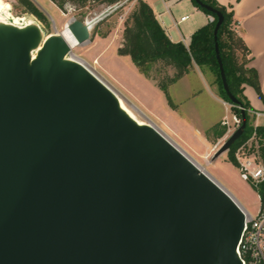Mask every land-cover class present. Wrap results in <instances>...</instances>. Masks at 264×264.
Listing matches in <instances>:
<instances>
[{
    "label": "water",
    "instance_id": "1",
    "mask_svg": "<svg viewBox=\"0 0 264 264\" xmlns=\"http://www.w3.org/2000/svg\"><path fill=\"white\" fill-rule=\"evenodd\" d=\"M194 1L216 16L221 84L241 114L215 158L246 118L219 56L222 14ZM2 21L0 264H241L245 214L232 196L156 128L129 117L105 83L67 57L66 37ZM89 27L66 24L79 44Z\"/></svg>",
    "mask_w": 264,
    "mask_h": 264
},
{
    "label": "rangeland",
    "instance_id": "2",
    "mask_svg": "<svg viewBox=\"0 0 264 264\" xmlns=\"http://www.w3.org/2000/svg\"><path fill=\"white\" fill-rule=\"evenodd\" d=\"M4 1L10 4V12L13 16H26L21 24L28 21L38 23L43 30V37L51 33L63 32L65 24L72 19L87 20L108 9L110 12L89 30V38L74 46L67 57L72 56L82 62L121 98L138 119L152 124L226 190L238 205L246 210L249 218L253 217L260 205L258 191L249 182L239 177L235 152L239 150V153L264 163V155L262 154L264 135L253 134L255 119L249 113L252 131L235 146L233 150L235 163L233 164L228 160L227 151L215 158L212 157L214 151L241 122L240 117L237 113H233L232 106L228 102L224 101L228 103L231 115L229 121L224 119L228 124H224L226 131L219 139H215L212 134L207 135L206 132L202 134L191 132L187 127L172 120V113L167 107L175 108V105L170 106L167 103L165 95L157 87V78L167 74L172 75L174 69L157 62L151 65L149 76H146L133 64L128 55H121L117 51L123 42L125 23L135 9L137 0H84L82 2L64 0L61 7L52 0H31L41 14V19L26 10L18 0ZM114 4L121 5L115 10H111ZM0 20L10 22L5 19ZM180 26L182 27V24ZM201 69L217 89L214 74L207 67H201ZM201 80L200 77H196L192 73L186 80L171 86L169 93L173 99L178 100L184 97L188 91V86L193 89L198 88ZM198 99V96L193 98L186 104L185 109L193 114L201 126H208L212 117L214 118L219 110L217 107H211L206 116L201 109V104L197 102ZM220 111L225 113L222 108ZM226 114L229 116V113L226 112ZM234 116L238 121L234 120ZM258 121L264 127V118H258Z\"/></svg>",
    "mask_w": 264,
    "mask_h": 264
},
{
    "label": "trees",
    "instance_id": "3",
    "mask_svg": "<svg viewBox=\"0 0 264 264\" xmlns=\"http://www.w3.org/2000/svg\"><path fill=\"white\" fill-rule=\"evenodd\" d=\"M52 1L59 7L64 2V0ZM79 1L82 2L84 0ZM191 1L204 13L213 16L214 20L208 21L194 30L187 46L182 41H171L157 21L151 7L143 0H137L135 9L125 23L123 42L117 51L121 55H128L133 64L146 76H149L151 65L157 62H161L162 65L174 69L172 75L167 74L161 78H157V87L163 92L170 106L173 103L168 93L169 85L182 77L193 64L199 67H207L214 74V82L217 84L218 95L224 101L231 103L223 90L215 57L213 28L216 16L205 8L200 7L194 0ZM200 1L210 5L222 14V22L218 27L216 35L219 56L229 90L239 100L240 106L244 109L245 113L246 126L244 132L227 150L228 160L234 164L233 150L235 146L252 131V126L249 123L250 114L248 112L250 105L243 94V84L251 85L260 99L264 100V96L259 87L256 71L247 66L249 50L242 37L234 29L235 21L232 10L227 9L225 5L220 4L216 0ZM18 2L30 13L39 19L42 18L31 0H18ZM231 106V109L234 111L233 113H237L241 121L240 108L236 105ZM225 131L226 126L218 122L207 129L206 134H212L215 139H218L223 136ZM256 133L263 136L264 127H256ZM262 154L264 155V150ZM260 188L261 193L264 194V185H261Z\"/></svg>",
    "mask_w": 264,
    "mask_h": 264
},
{
    "label": "crops",
    "instance_id": "4",
    "mask_svg": "<svg viewBox=\"0 0 264 264\" xmlns=\"http://www.w3.org/2000/svg\"><path fill=\"white\" fill-rule=\"evenodd\" d=\"M143 1L151 7L157 21L173 42L182 41L185 45L188 44L193 31L209 21V15L196 7L191 0H175L169 6H167V0ZM216 1L232 10L235 21L234 29L242 37L249 50L247 66L256 71L259 87L264 96V0ZM182 16H187V18L180 20ZM192 73L202 79L199 87L193 89L188 86V91L184 97L178 100L173 99L169 93V88L182 80H186ZM205 75L201 67L193 64L182 77L168 87V93L175 105V108L167 107L169 112L172 113V120L187 127L191 132L200 134L206 132L215 123H222L224 119L228 120L231 115L228 103L224 102L218 95L214 83L209 81ZM243 94L247 98L251 109H264V100L258 97L251 85L243 84ZM197 96L199 98L197 102L201 104V109L206 116L209 114L211 107H217L219 110L214 118L212 117L208 126H201L198 120H195L193 114L185 109L186 104ZM221 108L224 109V114L221 113ZM226 112L229 113V116Z\"/></svg>",
    "mask_w": 264,
    "mask_h": 264
},
{
    "label": "built area",
    "instance_id": "5",
    "mask_svg": "<svg viewBox=\"0 0 264 264\" xmlns=\"http://www.w3.org/2000/svg\"><path fill=\"white\" fill-rule=\"evenodd\" d=\"M175 0H167V6ZM187 16L180 17L184 20ZM214 17L209 15V21H213ZM188 44H186L187 46ZM255 119L253 123V134H256V127L261 126L258 118H264V110L248 109ZM234 120L238 119L234 116ZM223 124H228L226 120ZM229 131V128H228ZM239 150L235 152L237 160V169L239 177L250 183V185L258 191L260 205L253 217L249 218L245 209L243 230L237 244V254L241 260V264H264V194L261 193V185H264V163L247 155H242Z\"/></svg>",
    "mask_w": 264,
    "mask_h": 264
},
{
    "label": "bare ground",
    "instance_id": "6",
    "mask_svg": "<svg viewBox=\"0 0 264 264\" xmlns=\"http://www.w3.org/2000/svg\"><path fill=\"white\" fill-rule=\"evenodd\" d=\"M99 15V14H98ZM98 17V16H97ZM26 16L23 17H16L13 16L10 12V4L8 2H5L4 0H0V19H5L8 20L12 23H16V24H21L24 22ZM95 17L93 18H88L87 20H85L87 22L88 25H90L89 29H91V27L94 25L95 22ZM1 23H5L4 21H2ZM69 23V22H67ZM66 23V24H67ZM66 24H65V28L63 30V32H55V33H60L61 35H63L64 37L67 38V40L69 41L70 45H71V49L78 45L79 43L70 35V33L68 32V30L66 29ZM40 48V46L38 47ZM35 53H32V58H34ZM73 60L79 61L78 59L74 58V57H70ZM80 62V61H79ZM82 63V62H80ZM83 64V63H82ZM84 65V64H83ZM102 81V80H101ZM103 82V81H102ZM104 83V82H103ZM110 88V87H109ZM111 89V88H110ZM112 90V89H111ZM113 91V90H112ZM114 92V91H113ZM115 93V92H114ZM116 94V93H115ZM117 98H118V103L119 106L121 107V109L123 111H125L127 113V115H129V117H131L134 121H136L138 124H150L146 121L140 120L138 119L135 114L123 103V101L121 100V98L116 94ZM152 125V124H150ZM153 126V125H152ZM173 144V143H172ZM175 145V144H174ZM176 146V145H175ZM181 151V150H180ZM188 157V156H187ZM189 158V157H188ZM192 162H194L191 158H189ZM195 163V162H194ZM196 164V163H195ZM197 165V164H196ZM198 166V165H197ZM199 167V166H198ZM200 168V167H199ZM202 171H204L202 168H200ZM205 172V171H204Z\"/></svg>",
    "mask_w": 264,
    "mask_h": 264
}]
</instances>
